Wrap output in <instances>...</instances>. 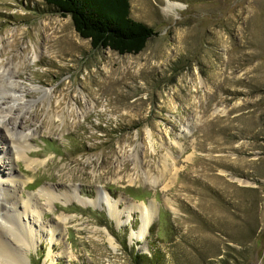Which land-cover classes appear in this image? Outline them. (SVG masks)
Returning a JSON list of instances; mask_svg holds the SVG:
<instances>
[{
  "label": "rangeland",
  "instance_id": "1",
  "mask_svg": "<svg viewBox=\"0 0 264 264\" xmlns=\"http://www.w3.org/2000/svg\"><path fill=\"white\" fill-rule=\"evenodd\" d=\"M169 1L129 0L156 34L120 54L42 0H0L1 62L33 132L29 165L0 159L37 214L28 264H264V0ZM74 188L155 206L144 237L139 208L120 202L116 225L63 201Z\"/></svg>",
  "mask_w": 264,
  "mask_h": 264
},
{
  "label": "bare ground",
  "instance_id": "2",
  "mask_svg": "<svg viewBox=\"0 0 264 264\" xmlns=\"http://www.w3.org/2000/svg\"><path fill=\"white\" fill-rule=\"evenodd\" d=\"M167 4L168 6H174L176 3L168 0ZM1 59L2 58H0V88L3 87L4 90L2 91L0 89V159L4 158L7 165L12 168L11 171H14L13 165L15 159L19 157L24 158V153L27 157V154L30 152L29 142L33 132L31 133L29 129H27V131L29 130L28 132H25V129H23L24 125L21 124L23 122H21L20 116L22 112L19 110V107H29V105H27L28 101L25 103L26 99L24 97H26V94L20 92L22 90L18 88L17 82L15 83L13 80L16 71L12 69V63L3 64ZM41 91L45 95L49 90L41 89ZM29 160L30 159L27 157V161ZM30 163L29 161L28 165ZM21 184H24V181L17 177V173L12 174L8 172V175L4 177L0 176V263L28 264L26 251L20 253L22 251L21 248L26 250L35 247L40 237V233L34 229L37 223L34 219L32 221L28 217L29 213L37 216L36 212L30 208L29 200L31 199V195L22 203V198H20V196H22L20 189ZM53 190V187L43 186L40 189V195L44 196L46 200L58 198V194L54 193ZM59 195H64L65 200L62 199L63 201H72L78 204L104 209L106 214L113 219L116 225L122 223L120 220L122 213L117 210V205L120 202L124 203L125 211L139 208L141 211V222L134 235L136 238L144 237L152 220L155 207H153L152 204L147 206L143 203H130L125 198L111 199L105 191L100 189L97 190L94 197L81 196L76 188L72 191L59 193ZM65 203L66 202H63L62 204ZM59 217L61 222H65L67 219V216L64 215H59ZM39 226L41 228V225ZM47 229L50 231L51 239H56L55 234L59 233L57 231H61L59 225Z\"/></svg>",
  "mask_w": 264,
  "mask_h": 264
},
{
  "label": "trees",
  "instance_id": "3",
  "mask_svg": "<svg viewBox=\"0 0 264 264\" xmlns=\"http://www.w3.org/2000/svg\"><path fill=\"white\" fill-rule=\"evenodd\" d=\"M69 15L75 31L93 49L110 48L120 54L138 53L156 34L152 26L130 16L129 0H42ZM136 195L135 189H127ZM135 193V194H134Z\"/></svg>",
  "mask_w": 264,
  "mask_h": 264
}]
</instances>
